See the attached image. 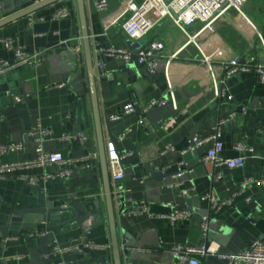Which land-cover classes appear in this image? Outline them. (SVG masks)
<instances>
[{
  "label": "crops",
  "instance_id": "crops-1",
  "mask_svg": "<svg viewBox=\"0 0 264 264\" xmlns=\"http://www.w3.org/2000/svg\"><path fill=\"white\" fill-rule=\"evenodd\" d=\"M27 1L17 0L15 10ZM108 1L106 12L99 11L94 0H85V8L105 144L109 139L115 140L122 155L124 178L116 182L114 171L110 170L112 187L120 185V193L125 197V213L121 215L117 208L118 231L126 229L136 242L135 248L122 252L123 264H172L171 251L178 245H214L221 254L245 250L253 240L264 237V185L258 182L264 178V81L254 69L240 70L221 84L217 83L225 90L226 97H223L217 95L214 79L222 72L221 64L233 57L239 56L245 62L251 55L256 57V62L263 59L262 50L255 45L254 32L241 24L240 18L232 12L226 20L217 23L213 32L208 30L199 35L195 45L188 43V36L179 28L163 23L147 37L148 41L158 38L165 43L163 56L155 71L150 73L136 61L131 62L136 63L134 66L120 57L99 51L101 48H126L135 52L146 44L142 39L132 41L117 24L125 19L124 10L119 11L127 0ZM64 5L70 8V15L53 20L52 12ZM245 12L264 32V0H250ZM3 16L0 8V19ZM197 29V26L190 27L189 35H195ZM7 38L28 53L43 51L44 60L40 65H22L0 74V145H23L22 151L8 153L4 161L20 162L33 157L35 143L30 131L38 121L53 130L44 143L48 151L60 152L66 157L98 152L76 1L62 0L0 28V58L13 61V51L1 42ZM77 44L81 45L80 54L75 49ZM202 52L212 58L215 78ZM99 62L104 65L102 69L97 66ZM169 84L176 107L169 100L151 108L141 120L137 113L123 115L118 120L110 119L130 101L143 107L162 98L168 94ZM14 95H20L22 100L16 102ZM179 105L182 109L175 113ZM240 106L242 111L237 110ZM222 120L226 121L219 124ZM169 121H173V126L166 128ZM194 123H201L197 136L202 138L219 127L224 159L239 155L234 148L238 141L253 147L254 153H245L244 166L235 169L204 160L210 142L182 153L191 143L189 132ZM66 131L81 132L88 139L83 145L72 144L62 139ZM121 135L124 137L120 139ZM168 145L171 148L167 149ZM81 148L84 151L81 152ZM154 160L162 165L161 178L156 179L140 167ZM94 164V170L79 166L65 179L37 186L30 185L22 177H40L56 171L57 167L19 168L1 178L0 224L6 222L12 208L22 204L37 206L40 197L43 206L53 199H72L78 203L100 199L105 213L99 159ZM217 173L221 178L213 180L212 175ZM248 179L252 182L243 186ZM211 191L221 200L231 197V203L212 212L209 203L202 200V196ZM142 200L153 213L172 212L167 205L172 203L192 212L193 217L171 224L163 218L129 215ZM203 216H210L206 236L200 224ZM81 235L79 229L61 234V229L57 228L52 232V240L38 229L8 238L2 241L0 264H61L63 255L50 254L53 241L66 245ZM83 236L111 246L106 217L101 226ZM89 251L94 257L107 254L112 262V248ZM69 258L75 260L77 257L70 254ZM202 260L206 264H226L218 255H208Z\"/></svg>",
  "mask_w": 264,
  "mask_h": 264
},
{
  "label": "built area",
  "instance_id": "built-area-1",
  "mask_svg": "<svg viewBox=\"0 0 264 264\" xmlns=\"http://www.w3.org/2000/svg\"><path fill=\"white\" fill-rule=\"evenodd\" d=\"M2 0H0L1 2ZM250 0H127L124 8L125 19L118 21V25L127 34L132 41H139L148 37L153 30L163 24L169 23L179 28L183 33L188 36V43H194L199 35L204 31H214V27L218 22L226 20L232 13L240 18L241 24L248 26L255 34V45L258 44L262 50L263 59L256 62V57L248 56V60L236 56L227 62L221 64V74L218 78L215 76V69L211 62L212 58H208L203 55L208 70L214 76V86L217 95L226 97L224 89H220L217 83H222L226 77L240 71L254 69L259 78L264 81V32L259 29L248 17L245 12V7ZM95 7L101 11L106 12L109 9L108 0H94ZM70 8L66 5L56 8L51 17L53 20H60L70 15ZM30 23L33 19L29 20ZM197 26V32L191 36L188 33L190 27ZM1 42L9 50L13 51L14 59L9 61L7 59L0 58V74H3L11 69L20 67L22 65L34 64L40 65L44 60L43 51H35L28 53L20 47H15L11 38L2 39ZM75 49L78 54L81 53V45L77 44ZM99 51L105 52L110 56H116L122 58L126 63L136 61L138 64H142L146 67L147 71L153 73L157 66L158 60L163 56L165 51V43L158 38L150 39L141 49L133 52L126 48H101ZM201 51V50H200ZM246 58V57H245ZM98 68H103V63H98ZM228 97V96H227ZM14 100L20 102L22 97L20 95H14ZM169 100H172L176 107L174 99V93L172 91V85L169 84L168 94L158 100L151 101L149 104L138 107L134 101H130L124 105L118 112L110 116L111 120H118L121 116L131 113H137L143 119L144 115L153 107L164 105ZM226 120H222L219 124L224 123ZM166 128L173 126V121L166 123ZM53 133L52 128L43 126L39 121L32 127L30 134L33 137L35 148L32 158L20 162L7 163L4 161L5 155L11 152H20L23 150L21 143H8L0 145V179L5 178L10 173L16 171L19 168H43L47 166L57 167L56 171L44 173L40 177L24 178L32 186H37L42 183H46L50 180L65 179L69 177L77 167L83 166L91 170L95 169V161H98V152H92L81 157L63 156L60 152L48 151L44 143ZM121 135L119 138H123ZM62 139L69 142H78L84 144L87 141V136L81 132L74 133L66 131L62 135ZM211 143L205 154L204 160L211 162L215 166L225 165L229 169L241 168L245 164V153H254V148L247 145L244 141H238L234 144V148L239 152V155L234 158L224 159L221 153L224 149V143L220 139L219 127L215 128V132L208 137L202 138L195 136L188 147L182 152L186 153L189 150H195L205 143ZM171 148V145L167 146V149ZM106 158L109 169L113 170V178L116 182L124 178V173L121 167L122 155L119 153L116 142L113 139H109L105 144ZM144 178H147L145 176ZM221 178V174L212 175L213 180ZM252 182L251 179L244 181L243 186ZM259 183L264 185V178L258 180ZM174 186L176 184H173ZM172 186V185H170ZM187 191H184L186 194ZM202 200L209 203L212 212H217L224 204H229L232 198L229 197L225 200H221L217 197L214 191H211L202 196ZM172 208V212L168 214L153 213L150 211L146 201L142 200L137 208L129 211V215H145L148 218H163L168 220L171 224L178 221L189 220L193 217L192 212L181 209L176 204L167 203ZM210 216H203L201 218V229L204 236L207 235L209 228ZM111 246L108 244H100L89 241L85 236L81 235L76 237L69 244L61 245L56 241H53L51 248V255L64 254L71 251H89L92 249L108 251ZM125 251L124 248L121 249ZM174 261L172 264H206L202 258L208 255H218L223 259L226 264H264V237L256 238L251 244L243 251L237 253L221 254L218 247L214 245L202 246V247H189L185 245H178L171 251Z\"/></svg>",
  "mask_w": 264,
  "mask_h": 264
},
{
  "label": "water",
  "instance_id": "water-1",
  "mask_svg": "<svg viewBox=\"0 0 264 264\" xmlns=\"http://www.w3.org/2000/svg\"><path fill=\"white\" fill-rule=\"evenodd\" d=\"M17 0H2L0 8L4 16L0 19V28L3 26L24 18L32 13H35L43 8L52 6L62 0H41L37 3H31L30 0L25 2L22 8L15 10L18 6L15 5ZM77 4L78 16L81 27L83 55L86 64L89 91L93 109V116L96 130V141L98 147L99 162L103 180V197L105 205V213L101 206V200H89L84 202H76L72 199L69 200H49L46 205H42V199L39 198L38 205L34 207H27L26 205H19L17 208H12L4 224H0V249L3 247L2 241L12 237H20L27 232L34 231L35 229L47 233V236L52 240V232L59 228L61 234L71 230H80L82 235H86L95 228L103 224V218L106 217L108 222L111 248H112V262L107 254L99 257L92 256L91 251H73L72 253H64L63 262L61 264H123L121 249L135 248L136 242L132 239L131 235L122 228L120 233L118 231L117 223V208L119 213H125V197L120 193L121 186L115 185L112 187L110 180V169L108 166L105 140L102 131V123L100 116V109L97 97L96 88V75L93 61L92 44L90 40L85 0H75ZM15 10V11H14ZM136 65L135 62L131 63ZM143 66L142 64H138ZM243 107L237 110L242 111ZM182 107L179 105L175 113H179ZM201 123H194L189 132V140L198 134ZM76 142H72L74 144ZM80 151H84L81 148ZM145 172L161 178L162 165L160 161L154 160L152 162L143 163L140 166ZM97 218V221L93 222ZM93 222V223H91ZM70 254L76 255L75 260H71ZM53 259V257H51Z\"/></svg>",
  "mask_w": 264,
  "mask_h": 264
},
{
  "label": "rangeland",
  "instance_id": "rangeland-1",
  "mask_svg": "<svg viewBox=\"0 0 264 264\" xmlns=\"http://www.w3.org/2000/svg\"><path fill=\"white\" fill-rule=\"evenodd\" d=\"M142 41H144L145 43H147L148 38L147 37L146 38H143Z\"/></svg>",
  "mask_w": 264,
  "mask_h": 264
}]
</instances>
